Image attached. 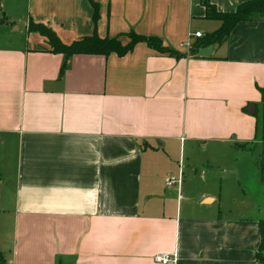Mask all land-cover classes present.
<instances>
[{"label":"crops","instance_id":"crops-1","mask_svg":"<svg viewBox=\"0 0 264 264\" xmlns=\"http://www.w3.org/2000/svg\"><path fill=\"white\" fill-rule=\"evenodd\" d=\"M94 1L96 26L89 0H0L14 27L0 39L8 264H163V253L177 256L167 264H262L264 20L190 54V34L222 25L204 0ZM209 1L233 12L248 0ZM30 22L65 44L97 34L126 45L134 32L187 55L140 41L123 56L75 54L61 76L65 55ZM170 175L181 182L168 187Z\"/></svg>","mask_w":264,"mask_h":264},{"label":"trees","instance_id":"trees-1","mask_svg":"<svg viewBox=\"0 0 264 264\" xmlns=\"http://www.w3.org/2000/svg\"><path fill=\"white\" fill-rule=\"evenodd\" d=\"M89 1L91 2L94 8L93 20L96 26L99 18V5L94 0ZM203 3L208 10L207 17L210 19L220 20L222 22V25L217 31L210 34H206L203 37L197 38L190 47V54H197L202 48L216 43L224 42L229 38L230 33L233 31L235 26L240 22L264 20V0H248L247 2H244L239 5L237 9L233 12L217 11L216 7L212 5L209 0H204ZM29 31L39 32L41 35L45 36L48 39L49 44L51 46V50L53 52L65 55L66 61L64 62V65L61 68V76L64 74V71L67 67V60L75 54H93L108 56L111 53H117L118 55L123 56L129 51H131L134 46L140 41L148 42L160 53H167L176 57L187 55L164 46L162 41L157 37H146L136 34L134 32L130 34L131 41L128 44L124 45L118 38H101L97 34L73 41L70 44H65L51 28L41 23L39 24L30 22ZM260 91L262 94V112L261 117H258V128L260 127L261 123L263 124L264 128V87L260 88ZM258 113L259 110L256 113V116H258ZM260 169L261 180L264 183V153L261 157ZM260 231L262 239L258 251L259 260H261L262 254L264 253V219L260 221ZM0 264H8L7 259L4 253L2 252L1 248Z\"/></svg>","mask_w":264,"mask_h":264},{"label":"rangeland","instance_id":"rangeland-1","mask_svg":"<svg viewBox=\"0 0 264 264\" xmlns=\"http://www.w3.org/2000/svg\"><path fill=\"white\" fill-rule=\"evenodd\" d=\"M3 16V13H1V11H0V39H2V38H8L7 39V41L9 40V38H10V34H12L13 33V31H14V27L13 26H11V24L10 23H1V17ZM12 29V30H11ZM0 43H3V40H0ZM261 108H260V110H259V113H258V116H259V118L261 117ZM259 131H260V133H261V138H262V143H261V141H260V143H259V145H258V147L255 149L256 150V153H255V155H256V157L258 158L257 159V163H258V165L256 164V166H257V171H258V173L260 174V167H259V165H260V162H261V157H262V154L264 153V139H263V133H264V128H263V124L261 123L260 124V127H259ZM251 149L253 150L254 149V147H251ZM202 154L203 155H205V157H206V161H204L203 163L205 164V165H207L208 167V169H210L211 167L208 165V162H207V160H208V156L204 153V152H200L199 154H198V156L199 157H202ZM249 156V155H248ZM226 159V156L224 157V158H222V160H225ZM214 161H217V160H215L214 159ZM210 164H212V163H210ZM215 164V165H214ZM214 164H212L213 166H214V168L216 169V170H218V167L216 166V162H214ZM213 168V169H214ZM262 219H264V210L262 211ZM260 262L262 263V264H264V253L262 254V258H261V260H260Z\"/></svg>","mask_w":264,"mask_h":264},{"label":"built area","instance_id":"built-area-1","mask_svg":"<svg viewBox=\"0 0 264 264\" xmlns=\"http://www.w3.org/2000/svg\"><path fill=\"white\" fill-rule=\"evenodd\" d=\"M203 37V34L200 32H196V33H192L190 34V39H196V38H200ZM187 46L190 47L191 44L190 42H187ZM181 182V178L176 176V175H170L167 180H166V185L168 187H172L174 185H177ZM154 260L158 263H163V264H167V263H173L177 261V256L176 255H172V254H167V253H163V254H157L154 257Z\"/></svg>","mask_w":264,"mask_h":264},{"label":"water","instance_id":"water-1","mask_svg":"<svg viewBox=\"0 0 264 264\" xmlns=\"http://www.w3.org/2000/svg\"><path fill=\"white\" fill-rule=\"evenodd\" d=\"M250 114L254 115L255 112H256V106L255 105H252L251 106V110H249Z\"/></svg>","mask_w":264,"mask_h":264}]
</instances>
